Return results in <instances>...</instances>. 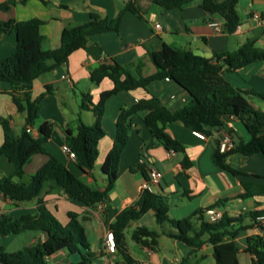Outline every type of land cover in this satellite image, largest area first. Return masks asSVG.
Instances as JSON below:
<instances>
[{
    "label": "crops",
    "instance_id": "crops-1",
    "mask_svg": "<svg viewBox=\"0 0 264 264\" xmlns=\"http://www.w3.org/2000/svg\"><path fill=\"white\" fill-rule=\"evenodd\" d=\"M14 1L8 11H0V26L11 21H28L40 19L44 24L40 28L45 37L42 46L44 51L54 50L60 46L62 33L66 28L83 25L90 20L91 14L108 20L117 18L128 0H0V4ZM224 1V0H219ZM202 0H194L183 9L164 10L150 0H136L143 11V18L131 12L123 15L119 33L107 32L94 36L85 49L75 51L66 65L57 70L40 75L35 82L32 98L41 95L46 87L52 88L40 104L39 119L31 126L30 134L39 137V127L48 123L52 132L45 143L48 155H36L25 167V176L15 179L16 182L28 183L49 159L55 157L74 175L87 185L105 190L108 185L107 176L102 165L111 151L115 136L116 123L123 108H128L140 100L157 98L164 107L176 112L190 101L189 94L170 79L154 81L146 88L131 92H120L112 96L105 105V114L101 120L106 136L99 143V157L94 169L84 174L63 148L68 130L75 131L80 122L93 125L96 116L92 111H82L80 105L84 95H88L94 105L100 102L103 92L114 88L113 82L106 78L100 85L90 80V74L101 65H113L115 62L131 67L136 75L138 64L142 66V75L150 76L156 72L147 49L158 48L161 38L175 48L188 49L197 55L211 59L215 53L236 51L248 41L264 50V0H239L237 12L241 24L232 33L217 32L210 24L222 21L219 17L211 19L201 7ZM258 14L262 21L254 16ZM161 26V29L157 28ZM17 49V39L13 34L0 37V59L10 56ZM67 76V78H63ZM223 78L233 87L250 93L247 99L257 110L264 112V61L254 62L236 71L224 70ZM10 85L0 82V92L9 91ZM0 115L11 122L16 134H21L25 126V115L19 113L11 96L0 94ZM146 111L140 112L130 119L131 128L128 144L119 163L117 181L109 192L108 199L92 208L69 199L65 190L56 187L45 189L42 198L50 212L63 225L70 223L69 213L79 215V222L85 229L91 250L96 254L95 264H123L119 252H105L104 242L109 226L124 209L134 206L142 194V187L152 169L163 173L160 183L153 187V193L164 197L169 206V218L181 221L192 218L196 231L200 230L198 219L200 212L208 209H221L231 219L248 214L253 210L264 209V196L244 199L245 189L242 182L264 185V156L257 154L243 157L233 154L227 163L234 169L244 173L235 176L219 168L214 162L217 143L224 131L236 141L249 139L242 123L233 117L225 119V128L215 131L204 140L194 135L181 122L170 123L167 132L182 145L191 162L189 168L182 164V156L172 154L154 139L145 124ZM4 140L0 126V146ZM14 166L6 157H0V176H11ZM260 178H257V177ZM64 190V192H63ZM37 200L17 203L0 194V215L20 217L37 211ZM243 213V214H241ZM252 221L245 217L236 228L241 230L236 243L240 248L239 264H253L254 256L244 252L249 237L264 238V230L251 227ZM139 227H147L158 232L157 243L153 247H145L132 239V233ZM173 231L168 224L159 225L150 211L140 220L131 222L126 230V244L131 257L140 264H216L213 246L205 243L195 249L187 244L171 238L166 232ZM45 240L41 231L26 230L18 235L0 238V249L9 254L34 244L37 240ZM145 239V238H143ZM207 239V236L204 237ZM79 254L61 251L49 258L51 264H78Z\"/></svg>",
    "mask_w": 264,
    "mask_h": 264
},
{
    "label": "trees",
    "instance_id": "trees-1",
    "mask_svg": "<svg viewBox=\"0 0 264 264\" xmlns=\"http://www.w3.org/2000/svg\"><path fill=\"white\" fill-rule=\"evenodd\" d=\"M164 10L183 9L194 0H150ZM239 0H202L201 7L211 19L219 17L223 31L234 33L241 24V17L237 12ZM14 1L0 4V11H8L14 6ZM131 12L143 18V11L137 6L136 0H128L117 18L108 20L91 14L89 22L66 28L61 37L60 46L54 50L44 51L42 46L45 37L40 28L44 22L34 18L28 21H11L0 26V37L13 34L17 39L16 51L8 57L0 59V82L10 85L9 91L0 94L11 96L17 111L25 115V126L21 134H16L8 118L0 115V126L4 140L0 146V157H6L14 166L11 176H0V194L11 201L22 203L37 200V211L20 217L0 215V238L18 235L26 230L41 231L46 239L37 240L34 244L9 254L0 249V264H51L49 258L61 251L69 254H79L78 264H95L97 256L91 250L85 229L80 224L79 215L69 213L70 223L63 225L50 212L42 195L45 189L63 188L69 199L92 208L108 199L109 192L115 186L121 156L128 144L132 116L146 111L144 119L155 144H160L168 151L182 156V164L189 168L192 164L186 154L184 145L167 132L170 123L181 122L193 132L205 136H212L215 131L225 128L226 118L238 119L249 135L247 141L235 140V148L228 153H220L218 143L214 154L215 164L235 176L245 174L234 169L227 163V159L238 154L250 157L260 154L264 156V112L255 109L247 99L250 93L233 88L222 76L224 70L236 71L254 62L264 61V50L248 41L236 51L215 53L211 59L200 56L188 49L175 48L158 39V48L147 49L148 56L156 68L150 76L142 75V66L136 67V75L131 67L117 62L113 65H101L91 72V82L100 85L106 78L110 79L114 88L101 94L100 102L94 105L88 95H84L80 105L82 111H92L96 116L93 125L80 122L75 131L66 133V145L74 152L77 167L89 174L95 167L99 157V143L106 136L102 126L106 102L120 92H131L146 88L154 81L170 79L182 87L190 96V101L184 108L171 112L155 97L140 100L131 107L123 108L116 123V136L113 147L107 155L102 171L107 176L108 185L100 190L87 185L74 175L62 162L55 157L50 159L31 177L28 183L16 182L25 176V167L36 155H48L45 143L50 139L52 128L48 123L39 127V137L35 138L27 131L39 119L40 104L52 88L37 98H32V91L36 79L48 72L57 70L68 63V59L75 51L85 49L89 40L94 36L107 33H119L123 15ZM264 99V94L260 95ZM230 133V132H229ZM257 177V176H255ZM260 178V177H257ZM56 180V184H50ZM245 189L244 199L264 196V185L242 182ZM154 212L159 225L168 224L173 231L166 232L171 238L177 239L188 246L198 249L209 243L214 249L216 264H239L240 248L236 243L241 230L236 228L243 223L245 217L250 218L252 225L264 230L259 218L264 217L263 210H253L248 214L231 219L224 215L217 223H209L205 219V212H200L201 222L199 231L192 225V218L181 221L171 220L168 216L167 200L143 191L137 204L121 211L115 221L109 226L113 232L117 252L123 259V264H140L128 252L126 244V230L131 222L140 220L148 212ZM207 236L205 240L204 237ZM159 234L147 227H139L132 233V239L145 247H153L157 243ZM145 238V239H143ZM244 252L254 256L253 264H264V238L249 237Z\"/></svg>",
    "mask_w": 264,
    "mask_h": 264
},
{
    "label": "built area",
    "instance_id": "built-area-1",
    "mask_svg": "<svg viewBox=\"0 0 264 264\" xmlns=\"http://www.w3.org/2000/svg\"><path fill=\"white\" fill-rule=\"evenodd\" d=\"M257 20L262 21L261 16L256 14L254 16ZM217 32L221 33L223 32V25L220 22H213L210 24ZM158 29H161L160 25H157ZM64 79L67 78V76L63 77ZM28 132H31V127L27 129ZM194 135L197 136L200 139H205L207 136H205L202 133L199 132H194ZM235 140L234 138L230 135L228 131H224L218 141V147L220 153H228L232 151L235 148ZM64 152L68 154V156L71 159L75 160V154L74 152L67 146L65 145L63 148ZM173 155L175 154L173 151H170ZM163 178V173L160 172L157 169H152L149 172V177L146 183L142 187V191H149L153 192V187L157 184L160 183L161 179ZM243 214V213H241ZM225 215V212L221 209H208L205 211V219L209 223H217L223 219ZM259 223L263 226L264 228V217H260ZM106 253L112 255L117 253V245H116V240L114 237V234L112 231H108L106 235V239L104 242V248Z\"/></svg>",
    "mask_w": 264,
    "mask_h": 264
},
{
    "label": "water",
    "instance_id": "water-1",
    "mask_svg": "<svg viewBox=\"0 0 264 264\" xmlns=\"http://www.w3.org/2000/svg\"><path fill=\"white\" fill-rule=\"evenodd\" d=\"M49 183H50V184H56L57 181H56V180H50ZM63 192H64V190H63Z\"/></svg>",
    "mask_w": 264,
    "mask_h": 264
}]
</instances>
